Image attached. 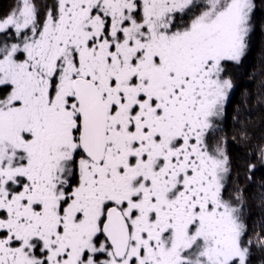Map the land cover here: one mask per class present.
<instances>
[{
  "label": "snow or ice",
  "instance_id": "snow-or-ice-1",
  "mask_svg": "<svg viewBox=\"0 0 264 264\" xmlns=\"http://www.w3.org/2000/svg\"><path fill=\"white\" fill-rule=\"evenodd\" d=\"M261 5L12 0L0 13V264H264V207L250 224L247 195L264 136L253 148L251 113L231 105ZM259 188L264 200V177Z\"/></svg>",
  "mask_w": 264,
  "mask_h": 264
},
{
  "label": "trees",
  "instance_id": "trees-1",
  "mask_svg": "<svg viewBox=\"0 0 264 264\" xmlns=\"http://www.w3.org/2000/svg\"><path fill=\"white\" fill-rule=\"evenodd\" d=\"M12 0H0V13L7 12L11 6ZM256 31L252 37V49L245 59L242 66L232 71L233 79L237 84V90L231 98V105L235 106L240 104L243 100L245 103L244 108H247L251 113L250 115L241 112L242 121H249L247 125L248 134L253 138V148L255 143L264 136V108L257 104V100L264 95V90L260 89L259 81L261 79L260 72L264 70V56L261 55V50H264V5L258 7L255 17ZM233 115V108H229V121L227 135L229 137V151L232 156L234 165L233 180L236 174H239L241 181L244 179V164L247 159L243 153L242 147H238L231 142L232 137L239 135V128L233 127L231 116ZM249 149V155L251 154ZM261 177H264V169H260L256 173V182L248 189V206L251 208L252 219L249 220L250 224H254L261 214V208L264 207V200L261 197V190L259 183ZM243 183L241 187H245ZM258 231V229H257Z\"/></svg>",
  "mask_w": 264,
  "mask_h": 264
}]
</instances>
